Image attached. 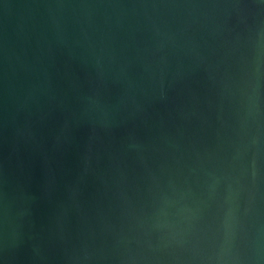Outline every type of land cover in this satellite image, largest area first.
<instances>
[{"label": "water", "instance_id": "1", "mask_svg": "<svg viewBox=\"0 0 264 264\" xmlns=\"http://www.w3.org/2000/svg\"><path fill=\"white\" fill-rule=\"evenodd\" d=\"M0 264H264V0H0Z\"/></svg>", "mask_w": 264, "mask_h": 264}]
</instances>
